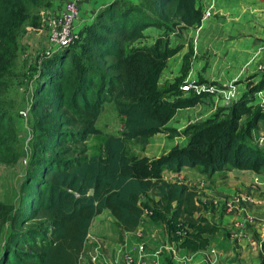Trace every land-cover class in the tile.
Instances as JSON below:
<instances>
[{
	"label": "trees",
	"instance_id": "16d2710c",
	"mask_svg": "<svg viewBox=\"0 0 264 264\" xmlns=\"http://www.w3.org/2000/svg\"><path fill=\"white\" fill-rule=\"evenodd\" d=\"M52 1L0 0V163L18 155L2 99L15 53L3 49ZM201 17L198 0H113L78 30L80 51L70 44L42 62L30 102L32 145L18 200L14 208L0 210V222L9 224L0 240V264H81L93 219L105 210L123 232L146 215L178 249L196 253L209 246L219 227L208 217L198 187L168 181L163 173L184 167L206 176L230 169L259 173L264 152L251 134L264 122L263 105L253 107V94L264 91V73L246 81L224 108L226 117L215 113L181 131L167 127L178 109L210 95H185L181 78L159 84L167 60L184 46L182 32L199 25ZM149 27L158 31L154 38L144 33ZM191 54L190 45L183 74ZM105 103L122 118L117 133L104 134L96 124ZM157 133L184 135L187 141L156 158L129 156L127 140L145 146ZM99 134L105 135L102 152L87 155L86 139Z\"/></svg>",
	"mask_w": 264,
	"mask_h": 264
},
{
	"label": "rangeland",
	"instance_id": "374dc122",
	"mask_svg": "<svg viewBox=\"0 0 264 264\" xmlns=\"http://www.w3.org/2000/svg\"><path fill=\"white\" fill-rule=\"evenodd\" d=\"M63 1L64 0H53L48 5L39 7L35 11L34 19H32L33 23H26L23 25L19 35L14 40V46L12 44H8L3 49L4 51L12 49L15 53V60L9 66L10 72L7 75L6 87L2 94V99L3 105L13 123L12 127L15 139L14 147L18 152V155L14 162L0 163L1 211L14 208V205L18 200V189L21 182V175L28 163L29 151L32 145L30 142V126L33 123V117L31 116L30 102L32 100L33 89L37 83V75L42 62L49 58L51 52H55L56 50V48L53 47L54 45H52L48 40V25L46 24V18L48 15L61 9ZM75 30L78 32V27L75 26ZM187 39L188 38L183 35L182 41L184 40L187 42ZM80 40L81 36L79 35V37L71 45L77 51H80V46L78 45ZM191 41L193 42L192 39ZM214 74L217 78L219 76L222 77L219 78L218 81L209 80L207 81L208 83L203 82V84L216 85L219 89H228L229 87H227V85L232 83L233 85L239 84V86H242L243 89H245L247 80L245 82L242 80L241 82L239 80L231 81L227 78L229 75L225 72V70L217 69L214 71ZM223 76H226V78L223 79ZM197 83L201 82L198 81ZM253 95V107L258 105L261 107L263 105L264 107V91H262L259 95L257 93ZM220 97L221 96H219V99H216L213 96H207L208 101H205V98H203L202 102H200L210 106L205 109V111H210L207 117L218 113V117L222 119L228 115V110L224 108L229 106L232 101L226 103L221 101ZM252 110H254V108ZM245 119L246 116L241 117V120L245 121ZM175 122L177 121L175 120ZM96 124L102 129L104 134L117 133L120 131L122 126V118L117 114L111 103H105ZM104 134L88 136L84 144L87 155L102 152L105 138ZM262 134L264 135V122L261 120L258 123V128L252 131L251 134L254 145H256V139ZM174 136L169 135L168 137ZM153 144L154 140H149L148 144L145 146H141L133 141H130L127 146V151L129 156L133 159H152L167 152L166 151L154 157L150 152L152 151L150 150V146ZM258 147H260V149L264 152V145ZM182 169L180 170V173L178 172L179 176L176 175L173 177L174 181H186L201 190L202 180L208 178V176L200 173L199 168L196 167L185 170L184 173H181ZM164 173L166 176H169V178L172 176L168 173L174 174V172L168 170H165ZM256 175L260 181L264 182V168H262L259 173H256ZM249 176L250 175L246 172H239L236 175H231L230 177L228 175L222 177L225 178L223 183H227L230 179L232 182L236 181V184L239 181L246 184V186H248V193H251V191H249L250 189L256 191L254 200L261 202V200H264V185H251V180H253L252 177L254 174L251 175V178ZM236 184L233 183L232 185L235 186ZM236 187L238 186H235L236 191L234 192V197H237V193L240 191V189ZM201 195L204 194L202 193ZM257 209L258 216L255 217L253 224L250 225V228L247 227L246 231L250 234L248 235L245 232H239L237 229L233 230L234 225L228 226L223 224L220 220L223 216L222 210H219L214 206H209L207 215L211 222L219 227V231L210 237V244L205 250L192 254L193 259L190 256L191 259L187 260L184 253L176 254L177 258L180 259L179 264H184V262L185 264H264V206L263 209L261 206H257ZM141 224L143 228L142 231L146 234H153L157 239L155 245L157 249L156 251H153V253H159V257L163 258V262L160 263L168 262L170 264H178L173 260L174 255L169 259L165 253L166 248L163 247L165 244V237L161 230V226L153 224L145 218L142 219ZM8 231L9 224L7 222H0V240L8 233ZM89 236L90 237H87L86 242L88 243L85 244L81 264H87L86 258L91 257L90 250L93 248L98 253L96 255L104 259L100 263L107 264H121L120 255L121 250L124 247L128 249L135 245L138 246L142 244L147 255H150L148 252L150 247H148V245L142 240V232L140 231L130 235L125 234V232L118 228L115 220L106 210L93 219L89 230ZM127 240H129L131 244L127 243ZM170 253H172L171 250Z\"/></svg>",
	"mask_w": 264,
	"mask_h": 264
},
{
	"label": "crops",
	"instance_id": "0c3cea01",
	"mask_svg": "<svg viewBox=\"0 0 264 264\" xmlns=\"http://www.w3.org/2000/svg\"><path fill=\"white\" fill-rule=\"evenodd\" d=\"M111 1L113 0H79V15L75 26L78 29L85 27L98 10ZM128 1L137 2V0ZM198 1L201 3L202 9L212 2L214 4L212 15L204 19L201 24L192 26L189 29L187 28L182 32V38L185 35L188 41L183 40V48L167 60V64L159 78L160 86L174 84L178 78L182 79L181 84L191 81H199L201 83H208L207 81L209 80L218 81L222 76L218 78L215 76L214 71L217 69L225 70L229 75L227 78L231 81L239 80L241 82L242 80L245 82L246 80H259L264 73V0ZM144 33L150 34L154 38L158 34V31L154 27H149ZM190 45L192 47V54L189 66L183 74V55L188 51ZM225 78L226 76H223V79ZM238 87L240 90H243V87L239 86V84ZM204 98L205 101H208L207 97ZM209 107L204 103H199L190 108L178 109L166 126L181 131L188 123L207 118L210 111H205V109ZM152 140H154V144L150 146V150H152L150 152L154 157L168 151L173 145L183 146L187 141L184 135L168 137L165 133L153 135L150 138V141ZM130 141L132 140L126 141V146H128ZM189 169L192 168L184 167L181 173ZM239 172L248 173L250 178L252 177L251 175L256 174L251 170L239 169L216 172L202 180V187L199 193L200 195L204 194L201 197L207 206H214L222 210L223 216L220 220L223 224L228 226L234 225L233 230L237 229L248 234L246 230L247 227L250 228V225L245 224L246 216L252 218L253 224L255 217L258 216L257 206H261L263 209L264 202H257V200L254 202L256 192L250 189L252 200L245 204L244 212L236 213V202L234 200L235 186H238L236 188H239V192L242 194L248 193V186L241 183V181L236 184V181L232 182L230 179L227 183H223L225 178L222 176L228 175L230 177ZM179 173L175 172V175L168 173L172 176L171 178L164 173L163 177L168 181H174L173 177L179 176ZM184 183L195 186L186 181ZM233 183L236 185H232ZM143 218L153 224L160 225L159 223L152 222L146 215ZM142 230V224L140 223L132 231L125 232V234L130 235L141 231L143 235L142 240L150 247L148 252L151 255L157 249L155 247L157 239L153 234H146ZM88 237L90 236L88 235ZM126 242L130 243L129 240ZM163 247L166 248L165 253L167 257L170 259L174 255L173 260L178 264L180 263V259L177 258L176 254L184 253L187 260H190L193 257L192 254H194L183 249H178L174 243H169L166 238ZM170 250L172 253H170ZM96 254L98 253L94 248L90 250L91 259L97 264H103L100 262L104 259L98 257ZM160 262H163L162 257H160ZM161 264L170 263L164 262Z\"/></svg>",
	"mask_w": 264,
	"mask_h": 264
},
{
	"label": "built area",
	"instance_id": "2783aa9c",
	"mask_svg": "<svg viewBox=\"0 0 264 264\" xmlns=\"http://www.w3.org/2000/svg\"><path fill=\"white\" fill-rule=\"evenodd\" d=\"M78 3L79 0H64L61 9H59L55 13L48 15L46 18V24L48 25V40L52 45H54L53 47H55L56 49L72 44L79 37V34L77 30H75L74 26V23L79 15ZM213 8L214 4L210 2L206 7L202 9L201 22L204 19L211 17ZM227 87L229 88L219 89L216 87V85L191 81L181 85L180 89L183 92L187 93H190L191 91L197 94H199L200 92H208L210 94L209 96H213L216 99H219V96H221L220 100L228 103L230 101H233L238 96L241 90L239 89L238 85H233L232 83L228 84ZM256 144L258 146L264 145L263 134L256 139ZM252 178L253 180H251V185H264V182L260 181L256 174ZM237 194L238 196L234 197V200L236 202L235 210L238 214L239 212H244L245 204L252 200V194H242L240 192ZM262 202H264V200H261V203ZM245 224L252 225V218L250 216H246ZM120 259L121 264H161L159 253H152L151 255H147L142 244L138 246L135 245L132 248L128 249L124 247L121 250Z\"/></svg>",
	"mask_w": 264,
	"mask_h": 264
},
{
	"label": "bare ground",
	"instance_id": "6f19581e",
	"mask_svg": "<svg viewBox=\"0 0 264 264\" xmlns=\"http://www.w3.org/2000/svg\"><path fill=\"white\" fill-rule=\"evenodd\" d=\"M261 93H262V91L261 92H257L258 95L261 94Z\"/></svg>",
	"mask_w": 264,
	"mask_h": 264
}]
</instances>
